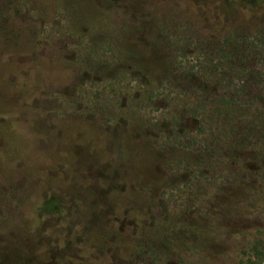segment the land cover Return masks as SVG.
Here are the masks:
<instances>
[{"label": "rangeland", "instance_id": "rangeland-1", "mask_svg": "<svg viewBox=\"0 0 264 264\" xmlns=\"http://www.w3.org/2000/svg\"><path fill=\"white\" fill-rule=\"evenodd\" d=\"M228 1L0 0V264H264V157L141 166L173 45L264 31Z\"/></svg>", "mask_w": 264, "mask_h": 264}, {"label": "trees", "instance_id": "trees-1", "mask_svg": "<svg viewBox=\"0 0 264 264\" xmlns=\"http://www.w3.org/2000/svg\"><path fill=\"white\" fill-rule=\"evenodd\" d=\"M256 1L249 0V5L229 0L228 5L252 9ZM260 28H251L242 38L212 42L198 37L181 47L173 45L180 54H174L173 68L155 91V98L165 104L155 120L169 128L161 135L163 150L146 153L141 164L145 168L147 160H153L155 167L170 172L166 187L174 178L180 180L177 184L185 183L193 168L205 169L211 154L221 161L219 168L230 167L232 159L264 157V31ZM159 58L158 66L167 65V56ZM45 204L60 210L57 201Z\"/></svg>", "mask_w": 264, "mask_h": 264}]
</instances>
